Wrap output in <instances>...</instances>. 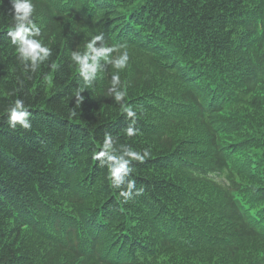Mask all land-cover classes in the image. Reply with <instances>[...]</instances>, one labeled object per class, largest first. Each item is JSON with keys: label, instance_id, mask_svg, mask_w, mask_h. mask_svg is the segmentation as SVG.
<instances>
[{"label": "trees", "instance_id": "trees-1", "mask_svg": "<svg viewBox=\"0 0 264 264\" xmlns=\"http://www.w3.org/2000/svg\"><path fill=\"white\" fill-rule=\"evenodd\" d=\"M28 1L35 53L0 1V264H264V0Z\"/></svg>", "mask_w": 264, "mask_h": 264}, {"label": "clouds", "instance_id": "clouds-1", "mask_svg": "<svg viewBox=\"0 0 264 264\" xmlns=\"http://www.w3.org/2000/svg\"><path fill=\"white\" fill-rule=\"evenodd\" d=\"M15 7H16V10L18 12L23 11L25 13V15H28L32 11L31 5L28 3H24V4L16 3ZM22 30H23V27L21 26V29L17 31L16 35L20 36V31H22ZM99 38L100 37H96V39H99ZM21 39L23 40V37H21ZM24 43L27 45V48L25 49L26 52L31 51L32 53H35L37 48L39 47L38 44H36L32 41L24 40ZM89 48H91V44L89 45ZM9 124L13 128H15L17 124L21 125L25 129H28L31 127L30 123L26 122L23 119V114H18L16 112H13V114L10 118ZM122 171H125L123 166L115 169L113 172V175H115L117 177V179H119L120 173ZM120 196H122L124 198L125 202H127L129 199L132 198L130 193H120Z\"/></svg>", "mask_w": 264, "mask_h": 264}, {"label": "bare ground", "instance_id": "bare-ground-1", "mask_svg": "<svg viewBox=\"0 0 264 264\" xmlns=\"http://www.w3.org/2000/svg\"><path fill=\"white\" fill-rule=\"evenodd\" d=\"M233 152V151H232ZM233 154V153H232ZM238 162V161H237ZM236 163V162H235ZM239 163V162H238ZM241 164V163H240ZM239 170V169H238ZM253 184V183H252Z\"/></svg>", "mask_w": 264, "mask_h": 264}]
</instances>
